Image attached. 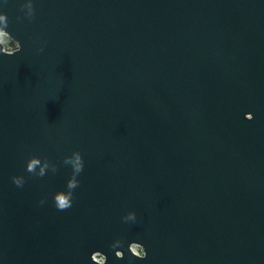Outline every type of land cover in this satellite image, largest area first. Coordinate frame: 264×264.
Instances as JSON below:
<instances>
[{
    "label": "water",
    "instance_id": "1",
    "mask_svg": "<svg viewBox=\"0 0 264 264\" xmlns=\"http://www.w3.org/2000/svg\"><path fill=\"white\" fill-rule=\"evenodd\" d=\"M25 2L0 0V264H264V0Z\"/></svg>",
    "mask_w": 264,
    "mask_h": 264
},
{
    "label": "clouds",
    "instance_id": "2",
    "mask_svg": "<svg viewBox=\"0 0 264 264\" xmlns=\"http://www.w3.org/2000/svg\"><path fill=\"white\" fill-rule=\"evenodd\" d=\"M22 9H26L25 15L31 19L34 17V6L32 0H26L22 5ZM8 23L7 14L3 11H0V26H6ZM65 163L71 164L72 166V175L67 181V194H62L60 197H57L54 202L58 209H67L72 204L73 189L78 185L77 174L80 173L83 169V160L81 153L75 151L71 156L65 157ZM47 159L36 158L35 155L31 156L26 164V171L29 173H37V168L39 169L38 175L43 176L47 169ZM13 182L17 186H22L24 183V177L21 175L13 176Z\"/></svg>",
    "mask_w": 264,
    "mask_h": 264
},
{
    "label": "rangeland",
    "instance_id": "3",
    "mask_svg": "<svg viewBox=\"0 0 264 264\" xmlns=\"http://www.w3.org/2000/svg\"><path fill=\"white\" fill-rule=\"evenodd\" d=\"M9 41H11L6 35L1 34L0 35V43L5 47V48H11L13 47L12 45H10ZM14 44L15 47V43L13 41H11Z\"/></svg>",
    "mask_w": 264,
    "mask_h": 264
},
{
    "label": "built area",
    "instance_id": "4",
    "mask_svg": "<svg viewBox=\"0 0 264 264\" xmlns=\"http://www.w3.org/2000/svg\"><path fill=\"white\" fill-rule=\"evenodd\" d=\"M1 35V34H0ZM14 47H11V48H5L3 45H2V49L5 50V51H11ZM130 248L133 250V251H136V252H140L141 251L139 250V248L136 246V245H130ZM97 257H99L101 259V256L97 255V254H93Z\"/></svg>",
    "mask_w": 264,
    "mask_h": 264
},
{
    "label": "trees",
    "instance_id": "5",
    "mask_svg": "<svg viewBox=\"0 0 264 264\" xmlns=\"http://www.w3.org/2000/svg\"><path fill=\"white\" fill-rule=\"evenodd\" d=\"M9 43H10V45H12L14 47V44L11 41H9Z\"/></svg>",
    "mask_w": 264,
    "mask_h": 264
}]
</instances>
